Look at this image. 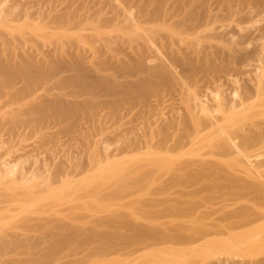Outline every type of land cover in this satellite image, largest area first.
<instances>
[{
  "label": "rangeland",
  "instance_id": "obj_1",
  "mask_svg": "<svg viewBox=\"0 0 264 264\" xmlns=\"http://www.w3.org/2000/svg\"><path fill=\"white\" fill-rule=\"evenodd\" d=\"M0 16V264L264 258L213 232L264 210V0H0Z\"/></svg>",
  "mask_w": 264,
  "mask_h": 264
},
{
  "label": "bare ground",
  "instance_id": "obj_2",
  "mask_svg": "<svg viewBox=\"0 0 264 264\" xmlns=\"http://www.w3.org/2000/svg\"><path fill=\"white\" fill-rule=\"evenodd\" d=\"M16 1H17V0H16ZM42 1H43V0H42ZM4 2H5V1H4ZM18 2H19V1H18ZM18 2H15V3L17 4ZM38 2H39V1H38ZM110 2H111V1H110ZM1 3H2V2H1ZM13 3H14V2H13ZM21 3H22V2H21ZM21 3L19 4L20 6H21ZM27 3H30V2H27ZM27 3H26V4H27ZM32 3H33V2H32ZM2 4H3V3H2ZM2 4H1V5H2ZM35 4H37V3H35ZM39 4H40V3H39ZM39 4H38V5H39ZM29 5H30V4H29ZM29 5H28V6H29ZM31 5H32V4H31ZM41 5H43V3H42ZM41 5H40V6H41ZM112 5H113V4H112ZM12 6H13V5H11V7H12ZM15 6H16V5H15ZM15 6H13V7H15ZM17 6H18V5H17ZM20 6H18V7L20 8ZM28 6H27V7H28ZM43 6H46V5L44 4ZM59 6H60V5H59ZM25 7H26V6H25ZM27 7H26V8H27ZM32 7H34V6H32ZM32 7H31V8H32ZM35 7H36V6H35ZM35 7H34V8H35ZM37 7H38V6H37ZM37 7H36V8H37ZM49 7H50V6H49ZM64 7H65V6H64ZM31 8L29 7L30 10H32ZM55 8H56V6H55ZM12 9H13V8H12ZM15 9H16V8H15ZM21 9H22V8H21ZM24 9H25V8H24ZM24 9H22V10H24ZM29 9L27 8L28 11H29ZM43 9H44V8H43ZM45 9H46V8H45ZM65 9H66V8H65ZM27 10H26V11H27ZM34 10L37 11L36 9H34ZM59 10H60V9H59ZM2 11H3V10H2ZM8 11H9V10H8ZM10 11H11V9H10ZM24 11H25V10H24ZM39 11H40V9H39ZM42 11H43V10H42ZM48 11H49V10H48ZM55 11H56V10H55ZM55 11H54V12H55ZM60 11H61V10H60ZM3 12H4V11H3ZM44 12L46 13L47 11L45 10ZM54 12L52 13L53 15H51V16H55V15H54V14H55ZM56 12H58V11H56ZM61 12H62V11H61ZM30 13L32 14L33 12L30 11ZM30 13H29V14H30ZM38 13L40 14V12H38ZM45 13H43V14H45ZM48 13H50V12H48ZM58 13H59V12H58ZM58 13H57L56 15H60V14H61V16H62V13H59V14H58ZM1 14H2V13H1ZM9 14H10V13H9ZM21 14H22V13H21ZM23 14H24V12H23ZM26 14H28V13L26 12ZM29 14H28V16H25V17L28 18V17H29ZM50 14H51V13H50ZM32 15H35V14H32ZM36 15H38V14L36 13ZM41 15H42V14H40L39 16H41ZM48 15H49V14H48ZM7 16H8V14H7ZM63 16H64V15H63ZM63 16H62V18H63ZM0 17H1V16H0ZM3 17H5L4 13H3ZM25 17H23V18H25ZM30 17H31V16H30ZM43 17H44V16H43ZM57 17H58V16H57ZM59 17H60V16H59ZM36 18H37V17H36ZM53 18H54V17H53ZM60 18H61V17H60ZM5 19H7V18H5ZM34 19H35V18H34ZM45 19H48V18H45V17H44V20H45ZM49 19H50V21H51V17H50ZM57 19H58V18H57ZM64 19H65V18H64ZM53 20H54V19H53ZM55 20H56V19H55ZM55 20H54V21H55ZM62 20H63V19H62ZM62 20H61V21H62ZM7 21H9V20H7ZM41 21H42V20H41ZM63 21H64V20H63ZM39 22H40V21H39ZM47 22H48V21H47ZM58 22H59V21H58ZM64 22H66V21H64ZM48 23H49V22H48ZM42 24H43V23H42ZM45 24H46V22H45ZM50 24H51V23H50ZM59 24H60V23H59ZM64 24H65V23H64ZM64 24H63V25H64ZM3 25H4V24H3ZM7 25H9V23H8ZM48 25H49V24H48ZM57 25H58V24H57ZM46 26H47V25H46ZM61 26H62V23H61V25H60L59 27H61ZM1 27H2V26H1ZM1 27H0V28H1ZM42 27H43V26H42ZM47 27H48V26H47ZM59 27H58V28H59ZM62 27H63V26H62ZM0 64H2V62H1ZM2 66H3V65H2ZM5 66H6V65H5ZM6 67H7V66H6ZM6 67H5V68H6ZM11 68H12V67H11ZM32 68H34V67H32ZM39 69H40V68H39ZM1 70H2V69H1ZM29 70H31V69H29ZM36 70H38V69H36ZM40 70H41V69H40ZM43 70H45V69H43ZM7 71H8V69H7ZM31 71H32V70H31ZM33 71H34V70H33ZM33 71H32V72H33ZM41 71H42V70H41ZM3 72H4V71H3ZM28 73H29V72H28ZM33 74H34V73H32V76H33ZM34 75H37V74L35 73ZM32 76H31V77H32ZM169 76H170V75H169ZM31 77H30V79H31ZM33 78H34V77H33ZM33 78H32L33 81H34V79L36 80V78H34V79H33ZM168 78H169V77H168ZM258 87H259V86H258ZM260 88H261V87H260ZM260 88H258V90H259ZM237 89H238V88H237ZM247 89H248V88H247ZM261 89H262V88H261ZM255 90H256V89H255ZM249 92H250V91H249ZM256 92H257V91H256ZM247 93H248V92H247ZM248 95H250V94H248ZM245 97H246V96H245ZM240 98H241V97H240ZM246 98H247V97H246ZM242 99H243V98H242ZM250 99H251V98H250ZM240 100H241V99H240ZM197 101H198V100H197ZM195 102H196V101H195ZM250 102H251V101H250ZM192 103H193V102H192ZM199 103H200V101H199ZM241 103H242V102H241ZM250 104H251V103H250ZM251 105H252V104H251ZM238 106H239V105H238ZM245 107H247V105H245ZM236 108H238V107H236ZM229 109H230V108H229ZM231 109H232V108H231ZM231 109H230V110H231ZM201 110H202V109H201ZM240 110H241V109H240ZM240 110H239V111H240ZM227 111H228V110H227ZM245 111H246V110H245ZM245 111H244V112H245ZM200 112H201V111H200ZM196 114H197V113H196ZM200 114H201V113H200ZM225 114H226V113H225ZM235 114H236V113H235ZM192 115H193V114H192ZM203 115H204V114H203ZM240 115H241V112H240ZM195 116H196V115H195ZM225 116H226V115H225ZM225 116H224V117H225ZM229 116L231 117V115H229ZM233 116H234V115H233ZM241 116H242V115H241ZM200 117H201V116H200ZM214 117H215V116H214ZM245 117H246V116H245ZM245 117H244V119H245ZM215 118H216V117H215ZM240 118H241V117H240ZM242 118H243V117H242ZM203 119H204V118H203ZM216 119H217V118H216ZM236 119H237V118H236ZM236 119H233V120L235 121ZM192 120H193V119H192ZM226 120H227V119H226ZM239 120H240V119H239ZM241 120H243V119H241ZM190 121H191V120H190ZM193 121H194V120H193ZM197 121H198V120H197ZM215 121H216V120H215ZM201 122H202V121H201ZM230 122H231V121H230ZM204 123H205V122H204ZM223 123H224V122H223ZM226 123H227V122H226ZM226 123H225V124H226ZM194 124H195V122H193V126H194ZM208 124H209V123H208ZM213 124H214V123H213ZM249 124H250V123H249ZM182 125H183V124H182ZM188 125H189V124H188ZM188 125H187V126H188ZM196 125H197V124H196ZM203 125H204V124H203ZM205 125H206V124H205ZM210 125H211V124H210ZM219 125H220V124H219ZM235 125H236V124H235ZM237 125H238V124H237ZM247 125H248V124H247ZM253 125H254V124H253ZM193 126H192V128H194ZM199 126H200V125H199ZM217 126H218V125H217ZM243 126H244V125H243ZM261 126H262V125H261ZM195 127H196V126H195ZM212 127H213V125H212ZM225 127H226V126H225ZM263 127H264V125H263ZM171 128H172V127H171ZM180 128H181V127H180ZM207 128H208V127H207ZM216 128H218V127H216ZM221 128H223V127H220V129H221ZM241 128H242V127H241ZM241 128H240V129H241ZM253 128H254V127H253ZM253 128H252V129H253ZM172 129H173V128H172ZM182 129H183V128H182ZM184 129H185V128H184ZM189 129H190V126H189ZM199 129H200V128H199ZM213 129H214V128H213ZM234 129H235V128H234ZM187 130H188V128H187ZM192 130H193V129H192ZM205 130H206V129H205ZM235 130H236V129H235ZM256 130H257V129H256ZM256 130H255V131H256ZM190 131H191V129H190ZM190 131H189L188 133H190ZM193 131H194V130H193ZM208 131H209V130H208ZM208 131H205V132L208 133ZM172 132H173V131H172ZM222 132H223V131H222ZM243 132H244V131H243ZM246 132H247V131H246ZM164 133H165V132H164ZM167 133H168V132H167ZM167 133H166V136H167ZM174 133H175V132H174ZM192 133H193V132H192ZM211 133H212V132H211ZM225 133H227V132L225 131ZM241 133H242V132H241ZM241 133H240V134H241ZM170 134H171V133H170ZM176 134H177V133H176ZM176 134H175V135H176ZM180 134H183V133H180ZM180 134H179V135H180ZM186 134H187V133H186ZM190 134H191V133H190ZM217 134H218V131H217ZM228 134H229V133H228ZM236 134H237V133H236ZM238 134H239V133H238ZM253 134H254V132H253ZM256 134H257V133H255V135H256ZM261 134H263V133H261ZM171 135H172V134H171ZM171 135H169V136H171ZM203 135H204V134H203ZM203 135H201V136H203ZM223 135H224V134H223ZM226 135H227V134H226ZM243 135H244V134H243ZM247 135H248V133H247ZM251 135H252V134H251ZM251 135H250V137H251ZM148 136H149V135H148ZM183 136H184V135H183ZM193 136H194V135H193ZM208 136H209V135H208ZM239 136H240V135H239ZM244 136H245V135H244ZM252 136H253V135H252ZM262 136H263V135H262ZM164 137H165V136H164ZM167 137H168V136H167ZM167 137H165V138L167 139ZM178 137H179V136H178ZM196 137H197V136H196ZM198 137H199V136H198ZM204 137H205V136H204ZM212 137H213V136H212ZM242 137H243V136H242ZM247 137H248V136H247ZM257 137H258V136H257ZM171 138H172V137H171ZM171 138H170V139H171ZM181 138H182V137H181ZM209 138H210V137H209ZM229 138H230V137H229ZM240 138H241V137H240ZM259 138H260V137H259ZM184 139H185V138H184ZM217 139H218V137H217ZM223 139H224V138H223ZM180 140H181V139H180ZM229 140H230V139H229ZM238 140H239V139H238ZM253 140H255V139H253ZM181 141H182V140H181ZM235 141H236V140H235ZM241 141H242V138H241ZM250 141H252V140H250ZM250 141H249V142H250ZM163 142H164V141H163ZM166 142H167V141H166ZM194 142H195V141H194ZM194 142H193V143H194ZM224 142H225V141H224ZM239 142H240V141H239ZM257 142H258V141H257ZM225 143H227V142H225ZM240 143H242V142H240ZM260 143H261V142H260ZM160 144H161V143H160ZM232 144H235V142H234V140L231 139V142L229 141V142H228V145H226V146H227V147H228L229 145L232 146ZM242 144H243V143H242ZM248 144H249V143H248ZM256 144H258V143H256ZM158 145H159V144H158ZM168 145H169V144H168ZM180 145H181V143H180ZM214 145H215V144H214ZM238 145H239V144H238ZM182 146H184V145H182ZM185 146H186V144H185ZM189 146H191V145H189ZM217 146H218V145H217ZM226 146H225V147H226ZM236 146H237V145H236ZM239 146H241V145H239ZM254 146H255V145H254ZM166 147H167V143H166ZM225 147H224V148H225ZM229 147H230V146H229ZM229 147H228V148H229ZM249 147H252V146H249ZM231 148H232V147H231ZM234 148H235V147H234ZM263 148H264V146H263ZM166 149H167V148H166ZM168 149H169V148H168ZM176 149H178V148L176 147ZM214 149H215V146H214ZM239 149H240V147H239ZM248 149H249V148H248ZM169 150H170V149H169ZM255 150H256V149H255ZM221 151H222V150H221ZM231 151H232V150H231ZM234 151H235V150H234ZM228 152H230V151H228ZM165 153H166V152H165ZM223 153H224V151H223ZM230 153H231V152H230ZM234 153H235V152H234ZM236 153H237V152H236ZM226 154H227V153H226ZM240 154H242V153H240ZM258 154H260V153H258ZM261 154H262V153H261ZM220 155H221V154H220ZM224 155H225V153H224ZM231 155H232V154H231ZM238 155H239V154H238ZM243 156H244V155H243ZM243 156H241V157H243ZM246 156H247L248 158H244V159H245V160H246V159H249L248 154H247ZM246 156H245V157H246ZM250 156H251V155H250ZM255 156H256V154H255ZM258 156H259V155H258ZM231 157H232V156H231ZM241 157H240V158H241ZM215 158H217V157L215 156ZM221 158H224V157H221ZM232 158H235V157H232ZM237 158H238V156H237ZM237 158H236V159H237ZM240 158H239V159H240ZM252 158H253V157H252ZM162 159H163V158H162ZM162 159H161V160H162ZM204 159H205V158H204ZM250 159H251V158H250ZM250 159L248 160V162H250ZM165 160H166V159H165ZM192 160H193V159H192ZM197 160H199V159H197ZM197 160H196V161H197ZM202 160H203V159H202ZM222 160H223V159H222ZM222 160H221V161H222ZM240 160H242V158H241ZM253 160H254V159H253ZM189 161L191 162V160H188V162H189ZM210 161H211V160H210ZM242 161H243V160H242ZM262 161H263V160H262ZM171 162H172V161H171ZM193 162L195 163V161H193ZM211 162H212V161H211ZM257 162H258V161H257ZM163 163H164V162H163ZM167 163H168V162H167ZM202 163H203V162H202ZM223 163H225V161H224ZM227 163H228V162H227ZM232 163H233V162H232ZM250 163H251V162H250ZM258 163H259V162H258ZM258 163H257V164H258ZM260 163H261V162H260ZM184 164H185V163H184ZM191 164H192V162H191ZM197 164H198V163H196V166H197ZM218 164H220V163H218ZM218 164H217V165H218ZM229 164H230V162H229ZM243 164H246V165H247V163H243ZM186 165H187V164H186ZM189 165H190V164H189ZM249 165H250V164H249ZM165 166H166V163H165ZM193 166H194V165H193ZM193 166H192V167H193ZM218 166H219V165H218ZM227 166H228V165H227ZM229 166H230V165H229ZM238 166H239V165H238ZM190 167H191V166H190ZM197 167H198V166H197ZM201 167H203V165H202ZM208 167H209V166H208ZM212 167H213V165H212ZM214 167H215V166H214ZM236 167H237V166H236ZM250 167H251V166H250ZM253 167H254V166H253ZM162 168H164V167H162ZM176 168H177V167H176ZM182 168H183V167H182ZM221 168H222V167H221ZM229 168H231V167H229ZM255 168H258V167H255ZM260 168H261V167H260ZM202 169H203V168H202ZM202 169H200V170H202ZM205 169H206V167H205ZM207 169H209V168H207ZM225 169H226V168H225ZM233 169H234V167H233ZM245 169H246V168H245ZM250 169H251V168H250ZM212 170H213V169H212ZM217 170H218V168H217ZM219 170H220V169H219ZM231 170H232V169H231ZM252 170H253V169H252ZM254 170H255V169H254ZM0 171H1V170H0ZM198 171H199V170H198ZM229 171H230V170H229ZM229 171H228V172H229ZM242 171H243V170H242ZM255 171H256V170H255ZM6 172H8V171L6 170ZM204 172H205V171H204ZM207 172H208V171H207ZM218 172H219V171H218ZM220 172H221V171H220ZM243 172H244V171H243ZM253 172H254V171H253ZM8 173H10V172H8ZM199 173H200V172H199ZM199 173H198V174H199ZM233 173H234V172H233ZM245 173H246V172H245ZM245 173H244V174H245ZM250 173H251V172H250ZM256 173H257V172H256ZM2 174H3V172H2V173L0 172V178L3 176ZM221 174H223V172H222ZM221 174H220V175H221ZM228 174H231V173L229 172ZM205 175H206V174H205ZM209 175H210V172H209ZM213 175H214V173H213ZM220 175H219V176H220ZM223 175H224V174H223ZM223 175L221 176V178H220V177H219V178L222 179ZM238 175H239V173H238ZM241 175H242V174H241ZM241 175H240V176H241ZM261 175H262V174H261ZM207 176H208V175H207ZM216 176H217V175H216ZM224 176H225V175H224ZM229 176L231 177V175H229ZM232 176H233V175H232ZM235 176L237 177V174H236ZM235 176H234V177H235ZM240 176H238V177H240ZM255 176H256V175H255ZM259 176H260V175H259ZM252 177H253V176H252ZM219 178H218V179H219ZM241 178H242V177H241ZM249 178H250V177H249ZM255 178H257V177H255ZM220 179H219V180H220ZM232 179L235 181L234 178H232ZM242 179H243V178H242ZM257 179H258V178H257ZM261 179H262V177H261ZM222 180H223V179H222ZM222 180H221V181H222ZM224 180H225V179H224ZM228 180H229V179H228ZM233 180H232V182H234ZM239 180H240V179H239ZM243 180H244V179H243ZM229 181H230V180H229ZM237 181H238V180H237ZM245 181H246V180H245ZM256 181H257V180H256ZM258 181H259V182L255 183V184L252 182V183L255 185V186H254V185H252V186H254V187L256 188V190H257V189L260 190V191L262 192V194L264 195V183L262 182L263 180L260 181V179H259ZM196 182H197V180H196ZM218 182H219V181H218ZM232 182H231V183H232ZM238 182H239V181H238ZM246 182H247V181H246ZM197 183H198V182H197ZM236 183H237V182H236ZM242 183H243V182H242ZM250 183H251V180H250ZM250 183H249V184H250ZM262 183H263V184H262ZM194 184H195V183H194ZM198 184H199V183H198ZM215 184H216V183H215ZM222 184H223V182H222ZM225 184H226V183H225ZM238 184H239V183H238ZM245 184H246V183H245ZM245 184H243V186H244ZM235 185H236V184H235ZM191 186H192V185H191ZM196 186H197V185H196ZM202 186H203V185H202ZM207 186H208V185H207ZM213 186H214V185H213ZM236 186H237V185H236ZM236 186H235V187H236ZM240 186H241V185H240ZM171 187H172V186H171ZM199 187H200V186H199ZM229 187H230V185H229ZM229 187H228V188H229ZM172 188H173V187H172ZM195 188H196V187H195ZM197 188H198V187H197ZM205 188H206V186H205ZM211 188H212V187H211ZM228 188H227L228 191L231 190V189H228ZM231 188H233V187H231ZM236 188H237V187H236ZM236 188H235V189H236ZM239 188H240V187H239ZM239 188H237V190H239ZM241 188H242V187H241ZM250 188H251V187H250ZM167 189H168V188H167ZM199 189H200V188H199ZM202 189H203V187H202ZM213 189H214V188H213ZM208 190H209V189H208ZM222 190H223V189H222ZM232 190H234V189H232ZM252 190H253V188H252ZM166 191H167V190H166ZM196 191H197V190H196ZM224 191H225V189H224ZM224 191H223V192H224ZM241 191H242V190H241ZM244 191H245V188H244ZM247 191H248V190H247ZM249 191H250V190H249ZM215 192H216V191H215ZM231 192H232V191H231ZM252 192H253V191H252ZM225 193H226V192H225ZM229 193H230V191H229ZM229 193H228V194H229ZM232 193H233V192H232ZM235 193H236V192H235ZM235 193H234V194H235ZM242 193H243V192H242ZM246 193H247V192H246ZM248 193H249V192H248ZM248 193H247V194H248ZM259 193H260V192H259ZM169 194H170V193H169ZM174 194H175V193H174ZM198 194H200V192L197 193L196 195H198ZM238 194H239V193H238ZM260 194H261V193H260ZM218 195H219V194H218ZM222 195H223V194H222ZM174 196H176V194H175ZM195 197H196V196H195ZM222 197H223V196H222ZM232 197H233V196H232ZM235 197H236V196H235ZM258 197H259V196H258ZM263 198H264V197H263ZM229 200H230V199H229ZM233 200H235V199H233ZM236 200H237V199H236ZM251 200H252V199H251ZM259 200H260V199H259ZM263 200H264V199H263ZM179 202H180V200H179ZM245 202H246V201H245ZM253 202H254V201H253ZM235 203H238V202H235ZM260 203H261V202H260ZM178 204H179V203H178ZM186 204H187V203H186ZM189 204H190V203H189ZM233 204H234V203H233ZM244 204H245V203H244ZM247 204H248V203H247ZM249 204H250V203H249ZM251 204H253V203H251ZM256 204H257V203H256ZM258 204H259V203H258ZM180 205H181V204H180ZM184 205H185V204H184ZM241 205H242V204H241ZM241 205H240V206H241ZM260 205H262V204H259V206H260ZM8 206H9V205H8ZM8 206H7V207H8ZM182 206H183V205H182ZM188 206H189V205H188ZM190 206H192V205L190 204ZM234 206H235V204H234ZM236 206H237V205H236ZM240 206H239V207H240ZM248 206H249V205H248ZM250 206H251V205H250ZM263 206H264V205H263ZM177 207H178V206H177ZM201 207H202V206H201ZM237 207H238V206H237ZM180 208H182V207L180 206ZM190 208H191V207H190ZM233 208H234V207H233ZM247 208H248V207H247ZM259 208H260V207H259ZM261 208H263V207H261ZM261 208H260V211H259V212L257 211L258 214H256V217L253 216L252 219H251V216L248 218V217H247L248 215H246V217L244 216L245 218H243V215H240V216L238 217V219H237V218L235 219V223L232 221L234 224H232V222L230 221L231 223H230V225H229V223H228L229 221H227V223L224 224V225H226L225 228H223V227L221 226L224 230H223V229L219 230L220 228H218V230L216 229L217 231H214L215 229H214V230L211 229V230H213V232H215V235H216L217 237H219V238H216V240H217V239H220V238H221V240H222V239L225 240V239H228V238H232V239H234V240H235V239L237 240V238H238V239H241V240H245L246 242H244V243H246V244H247V242H250V243H248L249 245L252 244V243H254V245H255V243L258 245V243L260 242V240H261V242L264 243V241H262V239L264 240V233H263V232H264V212H263L264 210H261ZM194 209H195V208H194ZM197 209H199V208H197ZM239 209H240V208H239ZM239 209H238V210H239ZM252 209H253V208H252ZM250 210H251V209H250ZM199 211H200V209H199ZM231 211H232V210H231ZM234 211H235V210H234ZM243 211H245V210H243ZM232 212H233V211H232ZM255 212H256V211H255ZM241 213H242V211L240 210V214H241ZM233 214H234V213H233ZM243 214L245 215V213H243ZM249 215H250V214H249ZM254 215H255V214H254ZM237 216H238V215H237ZM235 217H236V216H235ZM254 217H255V218H254ZM230 218H231V217H230ZM257 220H258V222L262 221V222L260 223V225L258 224L257 226H254L256 229L259 228L258 231H256V233H253V234H248V230H249L250 228H251V229L254 228V227L252 226V224H253L255 221H256V223H257ZM259 220H260V221H259ZM209 221H210V219H209ZM208 223H209V222H208ZM211 223H212V222H210V224H211ZM202 224H203V223H202ZM227 224H228V226H227ZM216 225H217V224H216ZM255 225H256V224H255ZM197 226L199 227L200 225H197ZM210 226H211V225H210ZM218 226H219V225H218ZM201 227H202V226H201ZM207 227H208V225H207L205 228H207ZM182 228L186 229L185 227H182ZM208 228H209V227H208ZM256 229H253V230H254L253 232H255ZM188 230H189V229L187 228V231H188ZM203 230H204V229H203ZM205 230H206V229H205ZM190 231H191V229H190ZM207 231H208V230H207ZM260 231H262V232H260ZM177 232H178V231H177ZM185 232H186V230H185ZM211 232H212V231H211ZM245 232L247 233L246 235H245ZM200 233H201V232H200ZM219 233H220L221 235H220ZM250 233H252V232H250ZM186 234H187V233H186ZM198 234H199V233H198ZM209 234H212V233H209ZM217 234H218V235H217ZM184 235H185V234H184ZM184 235H183V236H184ZM187 235H188V234H187ZM190 235H191V234H190ZM206 235H207V234H206ZM215 235H214V233H213V236H215ZM224 235H225V236H224ZM5 236H6V235H5ZM197 236H198V235H197ZM203 236H204V235H203ZM8 237H9V236H8ZM200 237H201V236H200ZM200 237H199V238H200ZM4 238H6V237H4ZM4 238H3V239H4ZM203 238H204V237H203ZM205 238H207V237H205ZM210 238H211V237H210ZM9 239H11V238H9ZM14 239L16 240L17 238H14ZM11 240H12V239H11ZM11 240H10V242L7 243V245H8L9 243H12ZM15 240H14V242H15ZM194 240H195V239H194ZM1 241H2V240H1ZM8 241H9V240H8ZM18 241H19V240H18ZM181 241H182V240H181ZM197 241H198V240H197ZM201 241H202V240H201ZM210 241H211V239H210ZM218 241H219V240H218ZM232 241H233V240H232ZM239 241H240V240H239ZM3 242H4V241H3ZM240 242H242V241H240ZM1 243H2V242H1ZM183 243H184V242H183ZM233 243H234V242H233ZM242 243H243V242H242ZM16 244L18 245V242H17ZM187 244H188V243H187ZM195 244H196V243H195ZM211 244H212V243H211ZM240 244H241V243H240ZM240 244H239V245H240ZM261 244H262V243H261ZM3 245H4V243H3ZM7 245H5V246L7 247ZM12 245H13V244H12ZM226 245H227V244H226ZM234 245H235V244H234ZM15 246H16V245H15ZM263 246H264V245H263ZM10 247H11V245H10ZM231 247H233V246H231ZM254 247H255V246H254ZM1 248H2V247H1ZM228 248H229V247H228ZM107 249H108V248H107ZM217 249H218V248H217ZM217 249H216V250H217ZM231 249H232V248H231ZM263 250H264V249H263ZM109 251H110V250H108V252H109ZM241 251H242V250H241ZM255 251H257V250H255ZM227 253H228V252H227ZM106 254H107V253H106ZM110 254H111V253H110ZM102 255H103V254H102ZM255 255H256V254H255ZM257 255H259V254H257ZM262 255H263V254H262ZM104 256H105V255H104ZM107 256H108V255H107ZM215 256H216V254H215ZM108 257H109V256H108ZM252 257H253V256H252ZM252 257H251V258H252ZM255 257H257V256H255ZM260 257H261V256H260ZM260 257H259V258H260ZM263 257H264V256H263ZM218 259H220V258L218 257ZM224 260H225V259H224ZM247 261H248V260H247ZM256 261H257V262L252 261V263H253V264H264V258H262V259H260V260H258V258H257ZM227 262H228V261H227ZM237 262H239V264H240V260H237ZM247 263L249 264V263H251V261H249V262L242 261V262H241V264H247ZM252 263H251V264H252ZM226 264H227V263H226ZM228 264H229V263H228ZM232 264H233V263H232ZM234 264H235V263H234ZM236 264H238V263H236Z\"/></svg>",
  "mask_w": 264,
  "mask_h": 264
}]
</instances>
